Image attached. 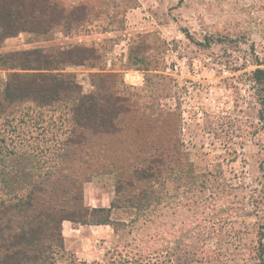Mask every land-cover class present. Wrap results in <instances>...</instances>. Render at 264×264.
<instances>
[{"label":"rangeland","instance_id":"1","mask_svg":"<svg viewBox=\"0 0 264 264\" xmlns=\"http://www.w3.org/2000/svg\"><path fill=\"white\" fill-rule=\"evenodd\" d=\"M50 1L67 21L46 34L4 38L0 31V55L36 51L32 60L74 80L84 95L101 91L130 105L119 133L94 140L103 145L101 159L92 161L99 169L86 182L83 161L78 175L84 204L115 202L121 209L111 220L126 226L115 234L109 226L71 224L67 255L57 264H70V254L101 262L128 242L127 252L151 254L150 264H177L188 255L190 264H264V121L254 84L255 71L264 70V0ZM75 48L92 58L62 64ZM62 50L56 63L45 57ZM33 72L0 65V96L10 75ZM156 138L164 158L151 183L132 182L127 168L120 175L107 165L124 153L127 163L145 166L157 155ZM151 185L157 204L143 211L125 204Z\"/></svg>","mask_w":264,"mask_h":264},{"label":"trees","instance_id":"2","mask_svg":"<svg viewBox=\"0 0 264 264\" xmlns=\"http://www.w3.org/2000/svg\"><path fill=\"white\" fill-rule=\"evenodd\" d=\"M67 18L65 11L50 0H0V31L4 38L21 33L46 34ZM63 52L48 53L45 57L56 63ZM67 52L73 57L62 64L84 65L93 53L80 48ZM36 53L16 51L0 55V65L4 68L35 71L10 75L0 96V119L6 120L0 134V264H57L58 257L67 255L62 235L64 222L109 226L115 234L117 225L126 226L111 220L112 211L121 209L115 202L108 208L95 209L84 204L85 182L78 184V175L83 161L86 182L99 169L92 161L101 159L103 145L97 147L94 140L121 131L117 124L129 113L128 101L101 91L84 95L74 80L53 74L54 68L42 67L39 57L32 60ZM256 65L261 66L259 60ZM254 78L263 107L260 117L264 121V70L257 69ZM5 128L10 131L5 132ZM52 129L55 133L49 136ZM155 142L157 155L145 166L141 167L139 161L127 163L124 153L113 157L114 161L111 158L107 165L120 175L127 168L132 182L151 183L153 176L161 174L159 167L164 158L161 140L156 138ZM42 159L46 170L39 166ZM127 186L129 189L132 183ZM151 188L152 185L128 196L125 204L136 211L149 209L158 201ZM128 244L110 249L101 262L78 261L70 254V264H150V253L132 255L126 250ZM193 261L190 255L175 259L177 264Z\"/></svg>","mask_w":264,"mask_h":264},{"label":"crops","instance_id":"3","mask_svg":"<svg viewBox=\"0 0 264 264\" xmlns=\"http://www.w3.org/2000/svg\"><path fill=\"white\" fill-rule=\"evenodd\" d=\"M108 207H103V208H108ZM70 225H71V223H69V222H64L63 225H62V235H63V239H64V248H65L66 251H67V248H66V238H65V232L64 231H66V228L70 227ZM78 230L79 229L75 228V229H72L71 231H78ZM106 237H107V235H106Z\"/></svg>","mask_w":264,"mask_h":264}]
</instances>
